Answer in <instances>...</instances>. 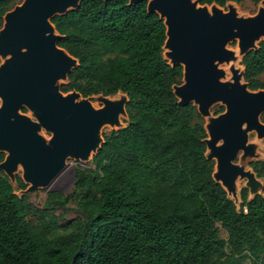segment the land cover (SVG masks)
I'll return each mask as SVG.
<instances>
[{
    "label": "trees",
    "instance_id": "obj_1",
    "mask_svg": "<svg viewBox=\"0 0 264 264\" xmlns=\"http://www.w3.org/2000/svg\"><path fill=\"white\" fill-rule=\"evenodd\" d=\"M21 1L0 2V27ZM229 1L244 0L202 4ZM129 3L83 0L53 19L59 46L80 61L62 90L127 93L130 123L104 133L94 168H79L73 192H50L41 210L14 194L27 187L21 178L14 187L0 171V264H264V198L244 189L238 212L214 181L204 121L173 93L183 69L163 59L165 26L146 1ZM243 65L250 88L264 89L263 42ZM252 167L264 179V161ZM71 201L77 217L61 224L54 210Z\"/></svg>",
    "mask_w": 264,
    "mask_h": 264
},
{
    "label": "water",
    "instance_id": "obj_2",
    "mask_svg": "<svg viewBox=\"0 0 264 264\" xmlns=\"http://www.w3.org/2000/svg\"><path fill=\"white\" fill-rule=\"evenodd\" d=\"M82 1L23 0L3 16L0 153L6 157L0 171L14 186L20 174L27 187L14 192L19 198L48 190L68 161L87 165L105 143V128L120 131L130 123L127 93L85 98L62 90L80 61L59 46L64 36L53 19L76 11ZM144 1L166 29L163 59L183 69L173 93L181 106L193 105L202 117L213 179L240 212L244 189L249 201L264 198V179L252 167L264 161V89L250 88L243 65L264 43V0L253 15L234 1L224 7L202 0H130L129 5ZM215 107L223 111L215 113Z\"/></svg>",
    "mask_w": 264,
    "mask_h": 264
},
{
    "label": "rangeland",
    "instance_id": "obj_3",
    "mask_svg": "<svg viewBox=\"0 0 264 264\" xmlns=\"http://www.w3.org/2000/svg\"><path fill=\"white\" fill-rule=\"evenodd\" d=\"M18 2V1H16ZM241 10L248 14H255L257 12V4L252 2L251 0H244L239 4ZM264 80V76L261 78ZM218 107H215L213 111H216ZM105 134L109 135L111 133L110 128H105L103 131ZM88 169L94 168V164L89 162L87 165H82L81 163H77L75 161H70L66 170L56 179L53 185L48 190H40L31 195H29L28 201L38 209H43L45 204L49 198L50 192H59L63 195H68L73 192L74 184L76 182V171L79 169ZM55 216L59 217L60 223L65 224L67 222L72 221L77 217L76 214V203L71 201L67 206L56 208L54 210ZM31 219L33 217H30ZM220 235L223 238L227 237V234L224 230L221 229ZM244 264H250L249 261L244 262Z\"/></svg>",
    "mask_w": 264,
    "mask_h": 264
},
{
    "label": "flooded vegetation",
    "instance_id": "obj_4",
    "mask_svg": "<svg viewBox=\"0 0 264 264\" xmlns=\"http://www.w3.org/2000/svg\"><path fill=\"white\" fill-rule=\"evenodd\" d=\"M22 2V1H21ZM20 2V3H21ZM20 3H18V4H20ZM18 4H16V5H18ZM15 7V6H14ZM13 9V8H12ZM3 23H4V20H3V22H2V25H1V27H0V30L2 29V27H3ZM2 63V61H1V59H0V64ZM64 92V91H63ZM64 93H67V92H64ZM93 96V95H92ZM84 97V96H83ZM87 97H91V96H87ZM86 98V97H85ZM22 112L24 113V114H27V113H29V111H28V109L27 108H23L22 109ZM0 154H2L3 155V159H2V161L0 162V164L5 160V157H6V155L4 154V153H0ZM69 162L70 161H68V165H69ZM2 172V171H1ZM4 173V172H3ZM5 174V173H4ZM6 176V175H5ZM7 177V176H6ZM18 177L19 178H21V176H20V174H18L17 176H16V178L18 179ZM8 178V177H7ZM9 179V178H8ZM10 181V180H9ZM24 183V182H23ZM25 184V183H24ZM16 185H17V183H16ZM16 185L14 186V187H16ZM24 190V189H23ZM19 191H21V190H19ZM16 192V191H15ZM18 192V191H17Z\"/></svg>",
    "mask_w": 264,
    "mask_h": 264
}]
</instances>
